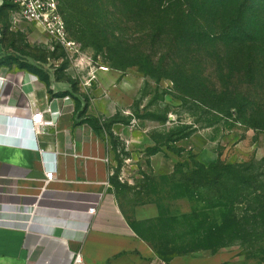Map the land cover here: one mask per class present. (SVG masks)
Wrapping results in <instances>:
<instances>
[{
	"label": "rangeland",
	"instance_id": "374dc122",
	"mask_svg": "<svg viewBox=\"0 0 264 264\" xmlns=\"http://www.w3.org/2000/svg\"><path fill=\"white\" fill-rule=\"evenodd\" d=\"M56 2L63 23L57 37L18 20L11 9L0 12L5 62L28 69L44 81L68 84L66 88L79 102V116L108 147L110 193L130 223L156 218L150 217L158 213L161 201L164 209L178 214L191 211L192 201L166 198L171 187L166 177L174 171L183 173L195 164L215 162L264 163V129L241 123L246 113L214 114L175 91L171 80H154L141 72L139 66H166L160 60L166 54L169 68L184 61L173 59L164 43L152 47L149 21L134 13L133 3ZM198 59L194 69L208 85L215 84L210 59L203 53ZM255 91L247 90V96H257ZM243 255V247L233 246L214 254L191 253L183 262L242 263Z\"/></svg>",
	"mask_w": 264,
	"mask_h": 264
},
{
	"label": "trees",
	"instance_id": "16d2710c",
	"mask_svg": "<svg viewBox=\"0 0 264 264\" xmlns=\"http://www.w3.org/2000/svg\"><path fill=\"white\" fill-rule=\"evenodd\" d=\"M118 1L133 3L134 13L149 21L152 47L164 43L173 59L184 61L169 68L166 54L160 58L163 68L139 66L144 75L171 80L175 91L214 114L242 111L247 116L239 118L241 123L264 129V0ZM6 8L13 10L4 3L0 12ZM200 53L215 69L213 85L194 69ZM249 89L257 96L249 98ZM166 179L171 186L166 198L192 201L191 211L178 214L164 209L161 201L156 218L131 223L162 261L240 246L243 262L225 264H264V163L195 164Z\"/></svg>",
	"mask_w": 264,
	"mask_h": 264
},
{
	"label": "crops",
	"instance_id": "0c3cea01",
	"mask_svg": "<svg viewBox=\"0 0 264 264\" xmlns=\"http://www.w3.org/2000/svg\"><path fill=\"white\" fill-rule=\"evenodd\" d=\"M0 77V264H74L76 254L81 264H184L162 261L133 230L110 193L108 147L68 84L6 63L1 30ZM33 112L50 123L39 135Z\"/></svg>",
	"mask_w": 264,
	"mask_h": 264
},
{
	"label": "built area",
	"instance_id": "2783aa9c",
	"mask_svg": "<svg viewBox=\"0 0 264 264\" xmlns=\"http://www.w3.org/2000/svg\"><path fill=\"white\" fill-rule=\"evenodd\" d=\"M8 3L13 7V11L18 20L33 24L41 33L49 37L61 36L63 23L57 10L56 0H0V8ZM5 81L0 77V84ZM30 129L33 135L42 133V129L50 123L42 119L40 112H33L30 114ZM27 146V145H26ZM30 147V146H29ZM34 151H40L37 147H30ZM53 180L52 170H45L44 172V185H47ZM88 213L93 214L94 208H88ZM82 258L80 254L74 257V264H81ZM149 264H159L158 261H151Z\"/></svg>",
	"mask_w": 264,
	"mask_h": 264
}]
</instances>
